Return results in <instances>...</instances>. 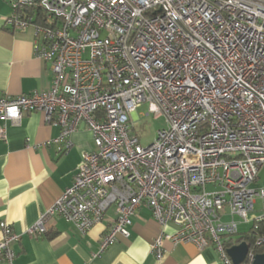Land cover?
I'll use <instances>...</instances> for the list:
<instances>
[{
	"label": "built area",
	"instance_id": "built-area-1",
	"mask_svg": "<svg viewBox=\"0 0 264 264\" xmlns=\"http://www.w3.org/2000/svg\"><path fill=\"white\" fill-rule=\"evenodd\" d=\"M9 2L6 26L34 30L36 55L51 64L52 80L48 90L28 95L0 92V140L23 114L40 112L61 128L52 141L60 153L81 123L96 147L27 233L43 236L59 217L86 235L114 208L103 253L130 238L145 206L163 228L177 227L167 234L174 243L213 246L223 264H235L227 251L239 224L255 213L253 226L264 222V187L257 186L264 168V0ZM145 103L167 121L148 146L132 122ZM208 185L218 191L209 193ZM0 229V263L14 264L12 245L21 235L6 222ZM165 234L151 244L158 260ZM256 245H264V234ZM255 256L250 250L241 264Z\"/></svg>",
	"mask_w": 264,
	"mask_h": 264
},
{
	"label": "crops",
	"instance_id": "crops-1",
	"mask_svg": "<svg viewBox=\"0 0 264 264\" xmlns=\"http://www.w3.org/2000/svg\"><path fill=\"white\" fill-rule=\"evenodd\" d=\"M11 13L9 0H0V92L18 97L48 90L51 64L36 55L32 28L13 31L6 26ZM3 123L0 118V126ZM60 132L59 126L47 123L44 113H25L19 125H9L7 139L0 140V223H8L21 235L12 245L14 264H223L213 246L200 249L194 243H174L167 238L177 227L170 224L163 228L145 206L132 219L130 238L119 237L103 253L101 242L115 218L114 208L86 235L59 217L47 222L45 235L27 233L73 185L82 155L96 150L84 123L72 135V145L65 154L52 143ZM223 220L231 221V217ZM244 225L249 224L240 223L239 234L248 232L253 222L248 231L241 232ZM163 232L165 255L158 260L150 249Z\"/></svg>",
	"mask_w": 264,
	"mask_h": 264
},
{
	"label": "rangeland",
	"instance_id": "rangeland-1",
	"mask_svg": "<svg viewBox=\"0 0 264 264\" xmlns=\"http://www.w3.org/2000/svg\"><path fill=\"white\" fill-rule=\"evenodd\" d=\"M134 133L139 137L141 144L144 146L150 145L156 138L159 131L167 129V121L164 116L156 118L155 115L149 113V106L147 103L143 104L135 114L133 119ZM259 187H264V168L260 171L259 175ZM207 191L209 193L218 191V188L215 185H208ZM257 210L262 209L261 200L257 201L256 204ZM260 215V213H259ZM236 219L241 222V220L236 217ZM249 225L241 226V232L248 231L250 224L253 222V216L249 217Z\"/></svg>",
	"mask_w": 264,
	"mask_h": 264
},
{
	"label": "trees",
	"instance_id": "trees-1",
	"mask_svg": "<svg viewBox=\"0 0 264 264\" xmlns=\"http://www.w3.org/2000/svg\"><path fill=\"white\" fill-rule=\"evenodd\" d=\"M264 234V222L254 225L248 232L241 233L236 238L234 237L228 243L229 247L239 245L243 242H246L250 245V250L257 254H264V245L257 246L256 241L259 236Z\"/></svg>",
	"mask_w": 264,
	"mask_h": 264
},
{
	"label": "water",
	"instance_id": "water-1",
	"mask_svg": "<svg viewBox=\"0 0 264 264\" xmlns=\"http://www.w3.org/2000/svg\"><path fill=\"white\" fill-rule=\"evenodd\" d=\"M250 251V245L243 242L228 249V255L235 264H241L246 261ZM253 264H264V254H257Z\"/></svg>",
	"mask_w": 264,
	"mask_h": 264
}]
</instances>
